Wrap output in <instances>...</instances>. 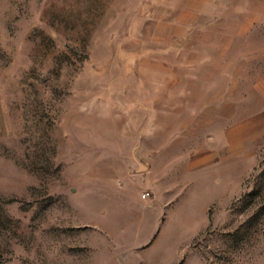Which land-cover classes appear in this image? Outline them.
I'll list each match as a JSON object with an SVG mask.
<instances>
[{"label": "rangeland", "instance_id": "obj_1", "mask_svg": "<svg viewBox=\"0 0 264 264\" xmlns=\"http://www.w3.org/2000/svg\"><path fill=\"white\" fill-rule=\"evenodd\" d=\"M152 2L0 0V264H264V1L225 58L228 182L163 194L156 217L128 207L136 182L119 199Z\"/></svg>", "mask_w": 264, "mask_h": 264}, {"label": "crops", "instance_id": "obj_2", "mask_svg": "<svg viewBox=\"0 0 264 264\" xmlns=\"http://www.w3.org/2000/svg\"><path fill=\"white\" fill-rule=\"evenodd\" d=\"M151 1L139 56L148 90L136 92L127 123L114 127L112 172L124 182L117 188L119 199L128 198L136 182L140 187L128 207L138 213L151 203L156 217L163 194L174 196L192 183L208 191L215 173L229 180L230 169L212 163L224 161L231 143L225 58L263 15L264 0ZM142 190L150 196L142 198Z\"/></svg>", "mask_w": 264, "mask_h": 264}, {"label": "built area", "instance_id": "obj_3", "mask_svg": "<svg viewBox=\"0 0 264 264\" xmlns=\"http://www.w3.org/2000/svg\"><path fill=\"white\" fill-rule=\"evenodd\" d=\"M149 196V192L148 191H144V192H142V194H141V197L142 198H147Z\"/></svg>", "mask_w": 264, "mask_h": 264}]
</instances>
